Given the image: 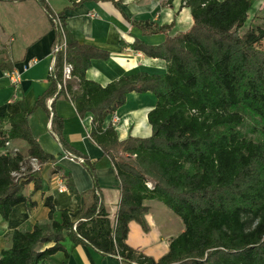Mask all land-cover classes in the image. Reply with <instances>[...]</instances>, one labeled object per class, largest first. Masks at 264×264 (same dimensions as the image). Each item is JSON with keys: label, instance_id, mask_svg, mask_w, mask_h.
I'll return each mask as SVG.
<instances>
[{"label": "trees", "instance_id": "1", "mask_svg": "<svg viewBox=\"0 0 264 264\" xmlns=\"http://www.w3.org/2000/svg\"><path fill=\"white\" fill-rule=\"evenodd\" d=\"M39 1L55 15L46 0ZM69 1L71 8L82 0ZM182 2L191 8L194 23L189 30L167 35L160 44L140 39L132 43L133 49L164 60L165 71L141 70L107 85L88 78L87 71L93 59H107L109 53L77 41L66 28L64 11L57 12L66 50L57 54L56 77L51 75L35 107L49 111L48 100L64 95L80 116L92 114L90 135L116 167L121 198L113 222L97 194L75 222L69 209L57 211L53 197H45L49 221L15 228L10 246L0 251V264H59L53 255L65 250L66 235L130 264H264V136L256 140L241 130L249 114L264 122V28L250 25L241 33L255 0ZM132 23L144 32H166L172 25L154 29L148 22ZM60 36L57 33L54 45ZM65 62L73 65L72 78L58 89ZM0 69L12 71L13 66L1 61ZM132 91H150L157 97L148 113L153 131L147 137L119 139L114 124L104 123ZM20 105L17 113H0V124H10L0 130V147L12 139L27 143L25 151L0 153V216L5 219L20 203L37 206L26 194L32 181L34 191L42 188L36 176L40 169L30 158L41 166L55 161L32 133V110L24 101ZM59 172L79 196L70 176ZM147 199L163 202L184 223L158 259L127 242L130 221L149 230Z\"/></svg>", "mask_w": 264, "mask_h": 264}, {"label": "crops", "instance_id": "2", "mask_svg": "<svg viewBox=\"0 0 264 264\" xmlns=\"http://www.w3.org/2000/svg\"><path fill=\"white\" fill-rule=\"evenodd\" d=\"M46 1L55 12L64 11L66 28L77 41L109 53L107 59H93L87 71L88 78L102 85L141 70L164 72V60L133 49L132 43L140 39L148 44H160L167 35L187 31L194 23L191 8L182 0H80L71 8L69 0ZM132 20L148 22L154 29L172 25L166 32H144ZM56 36L52 21L39 0H0V62L13 66L12 71L0 69V113H17L24 101L32 110L29 124L33 135L45 151L55 156L54 162L44 163L36 173L42 179V188L34 191L33 181L27 186L26 194L31 195L37 206L29 208L23 202L14 207L8 219L0 216V251L10 246L11 232L15 228L49 221V207L44 205L47 196L53 197L57 211L69 209L75 222L83 218L95 194L112 222L118 210L120 180L113 161L90 135L92 114L80 116L72 100L64 95L48 100L49 111L35 107L37 97L50 85ZM156 102L157 97L150 91H132L126 103L108 116L104 126L113 123L119 139L130 135L150 136L153 130L148 113ZM9 127L8 123L0 124V130ZM62 139L75 152L83 154L86 163L68 157ZM19 148L25 151L27 143L12 139L0 147V153ZM55 167L70 176L79 196L70 190L67 179H63ZM61 184L65 187L60 188ZM155 200L144 201L149 206L145 214L149 230L145 231L136 220L130 221L127 242L158 259L169 250L171 239L184 230V223L173 211H153L150 204ZM63 245L65 250L53 255L59 264H130L116 255L103 253L87 241L76 242L68 235Z\"/></svg>", "mask_w": 264, "mask_h": 264}, {"label": "rangeland", "instance_id": "3", "mask_svg": "<svg viewBox=\"0 0 264 264\" xmlns=\"http://www.w3.org/2000/svg\"><path fill=\"white\" fill-rule=\"evenodd\" d=\"M250 25L264 28V0H255L254 6L250 11L247 23L244 27L241 28V33H244L250 27ZM241 130L248 137L258 140L264 136V122L261 118L249 114L244 124L242 125ZM19 150L23 151L22 148H19ZM38 164H36V166ZM150 205L153 211H172L159 200L153 201V203H151Z\"/></svg>", "mask_w": 264, "mask_h": 264}, {"label": "built area", "instance_id": "4", "mask_svg": "<svg viewBox=\"0 0 264 264\" xmlns=\"http://www.w3.org/2000/svg\"><path fill=\"white\" fill-rule=\"evenodd\" d=\"M50 19L52 20V23L54 24V28L56 29L57 33H61L62 36L58 37L57 42L54 45L53 48V54H52V59H53V65L51 67V75L53 77H56L55 75V61H56V56L60 51H65L66 50V40L65 37L63 35V24H62V20L61 17L58 15L57 12H55V15H51L48 11H47ZM72 70H73V65L71 63H67L65 62L64 67H63V82H58V89H61L63 87V85L65 84V82L72 78ZM18 79H15V81H17ZM18 150V149H17ZM66 155L68 157H70L73 160H77L81 163H86V159L83 156H80L74 152L71 151H66ZM31 160V164L34 166L35 169L39 170L40 168V164H38V160L37 158H30ZM36 164H38L36 166ZM151 184V183H149ZM65 187V185L61 184L60 188ZM98 192V191H97Z\"/></svg>", "mask_w": 264, "mask_h": 264}]
</instances>
